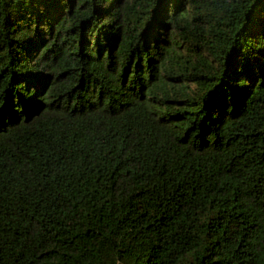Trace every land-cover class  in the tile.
I'll return each mask as SVG.
<instances>
[{"label": "trees", "instance_id": "16d2710c", "mask_svg": "<svg viewBox=\"0 0 264 264\" xmlns=\"http://www.w3.org/2000/svg\"><path fill=\"white\" fill-rule=\"evenodd\" d=\"M0 264H264V0H0Z\"/></svg>", "mask_w": 264, "mask_h": 264}]
</instances>
